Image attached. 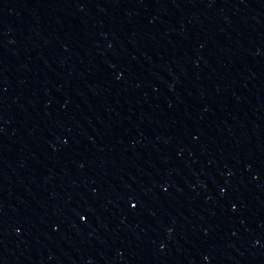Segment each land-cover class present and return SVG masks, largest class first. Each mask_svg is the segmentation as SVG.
<instances>
[{"label":"water","instance_id":"1","mask_svg":"<svg viewBox=\"0 0 264 264\" xmlns=\"http://www.w3.org/2000/svg\"><path fill=\"white\" fill-rule=\"evenodd\" d=\"M0 264H264V0H0Z\"/></svg>","mask_w":264,"mask_h":264},{"label":"snow or ice","instance_id":"2","mask_svg":"<svg viewBox=\"0 0 264 264\" xmlns=\"http://www.w3.org/2000/svg\"><path fill=\"white\" fill-rule=\"evenodd\" d=\"M132 207L134 208V207H136V205H135V204H133V205H132ZM82 219H86V217H82Z\"/></svg>","mask_w":264,"mask_h":264}]
</instances>
